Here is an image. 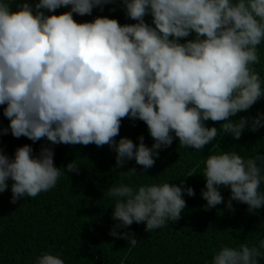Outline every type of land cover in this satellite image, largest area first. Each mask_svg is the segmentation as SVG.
<instances>
[{"label": "clouds", "instance_id": "obj_1", "mask_svg": "<svg viewBox=\"0 0 264 264\" xmlns=\"http://www.w3.org/2000/svg\"><path fill=\"white\" fill-rule=\"evenodd\" d=\"M117 2L135 23L74 18ZM62 7L69 10L57 14ZM262 42L264 0H36L34 5L22 0L15 10L10 0H0V106L9 121L0 135L10 131L14 138L46 139L50 145H107L116 153L114 171L131 160L143 170L152 168L174 139L202 151L218 135L207 121L239 140L246 128L264 127V113L232 119L264 97L255 68ZM126 118L147 126L151 147L143 135L138 144L127 137L117 141ZM54 156L49 146L34 156L25 144L11 158L0 148V193L11 180L15 204L51 190L68 173L79 174L76 160L57 167ZM118 174L138 175L136 168ZM202 177L205 210L224 202L221 187L230 189V211L233 201L246 204L253 215L264 207L260 153L248 159L236 152L208 155ZM185 193L195 195L183 179L180 185H111L106 195L115 198L112 219L118 223L109 234L135 247V234L117 229L143 223L150 232L180 220ZM262 250L264 239L258 245H223L211 264H258ZM35 264L65 262L45 252Z\"/></svg>", "mask_w": 264, "mask_h": 264}, {"label": "trees", "instance_id": "obj_2", "mask_svg": "<svg viewBox=\"0 0 264 264\" xmlns=\"http://www.w3.org/2000/svg\"><path fill=\"white\" fill-rule=\"evenodd\" d=\"M68 10L62 7L57 9V14ZM96 16L115 18L122 25L135 23L126 17L119 2L106 5L103 11L93 9L91 16L74 14L78 22L91 21ZM145 20L151 23L150 16ZM258 54L260 63L255 68L264 87V42L258 46ZM258 113H264V97L247 112L238 113L232 119L254 118ZM8 124L3 106H0V128H7ZM206 126L217 127L218 135L202 151L181 147L178 139H174L169 148L160 151L155 165L147 170L131 160L124 168L114 171L116 153L107 145L100 148L94 144L50 145L46 139L33 143L26 137L14 138L10 131L0 135V148L10 158L25 144L31 145L34 156L39 155L42 146H49L54 149L57 167L73 160L80 165L78 175L68 173L51 190L35 198H22L15 204L10 202L12 181H8V191L0 193V264H35L36 258L45 252L59 255L65 264H211L223 245L239 247L249 242L258 245L264 239V207L253 215L246 204L233 201L235 211H230L226 207L230 189L221 187L224 202L205 210L206 201L201 197V190L205 186L202 175L206 157L223 152H236L245 159L257 153L264 155V127L255 132L246 128L241 138L234 140L219 128V123L207 121ZM141 135L151 147L154 141L147 126L142 121L126 118L116 139L127 137L138 144ZM129 168H136L138 175L118 174ZM181 179L185 186L194 189L195 195L184 194L186 208L180 220L170 221L150 232L145 231L143 223L117 229L118 232H133L138 240L135 247L109 234L118 221L112 219L115 198L106 195L108 187L120 183L134 187L164 182L180 185ZM261 189L264 190V185ZM258 264H264V255L258 258Z\"/></svg>", "mask_w": 264, "mask_h": 264}, {"label": "rangeland", "instance_id": "obj_3", "mask_svg": "<svg viewBox=\"0 0 264 264\" xmlns=\"http://www.w3.org/2000/svg\"><path fill=\"white\" fill-rule=\"evenodd\" d=\"M20 2H22V0H10L11 3V7L13 10L16 9L17 4H19ZM29 3H32L33 5L35 4L36 0H28Z\"/></svg>", "mask_w": 264, "mask_h": 264}]
</instances>
